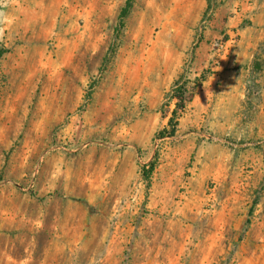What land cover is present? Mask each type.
<instances>
[{"label": "rangeland", "instance_id": "obj_1", "mask_svg": "<svg viewBox=\"0 0 264 264\" xmlns=\"http://www.w3.org/2000/svg\"><path fill=\"white\" fill-rule=\"evenodd\" d=\"M126 3L0 0V264H264V0Z\"/></svg>", "mask_w": 264, "mask_h": 264}, {"label": "trees", "instance_id": "obj_2", "mask_svg": "<svg viewBox=\"0 0 264 264\" xmlns=\"http://www.w3.org/2000/svg\"><path fill=\"white\" fill-rule=\"evenodd\" d=\"M133 6H134V0H127L126 6L122 9L121 14H120V26L121 27L124 26L125 20L129 17V15L133 9ZM7 52H8L7 49L0 48V62ZM197 85H199V84H197ZM186 87H187L186 83L182 84L181 82H178L171 92V98L178 100L176 113H178L180 110H184L187 103L189 101H191L192 97L188 96V90ZM91 95H89V96H91ZM90 99H91V97H90ZM180 106H183V107L180 108ZM173 133H174V131H173Z\"/></svg>", "mask_w": 264, "mask_h": 264}]
</instances>
